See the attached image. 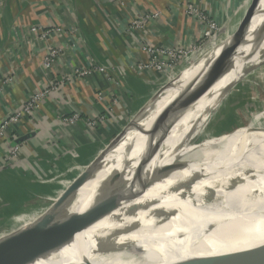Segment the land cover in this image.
I'll return each instance as SVG.
<instances>
[{
  "label": "bare ground",
  "instance_id": "bare-ground-1",
  "mask_svg": "<svg viewBox=\"0 0 264 264\" xmlns=\"http://www.w3.org/2000/svg\"><path fill=\"white\" fill-rule=\"evenodd\" d=\"M260 5H264V0ZM261 19V16L253 19L251 32L256 30ZM262 27L254 37H247L231 62L209 84L177 104L156 126L150 127L152 118H149L144 125L146 130L136 133L135 122H132L127 137L118 141L103 166L90 179L87 173L91 166H80L76 169L85 174L71 180L58 175L36 181L38 185L58 187L42 196L49 199L82 178L78 198L69 201L73 203L72 212L81 213L105 192L138 189V183L155 179L132 204H123L71 239L43 249L31 264H190L230 254H235L231 262L223 261L224 257L214 264L264 261L262 255L254 262L253 253H243L264 246V109L250 115L246 125L226 132L219 144H207L211 119L221 112V104L236 100V92L249 85L248 74H255L257 70L258 79L264 74L260 72L264 63ZM226 37L203 59L174 78H177L173 84L176 87L162 94L169 98L155 113L206 69L207 62L228 41L229 35ZM164 77L157 81L158 90L174 80L162 83ZM129 138L132 139L124 146L128 151L117 159L113 154ZM201 139L204 142L200 143ZM112 164L113 170L120 167L115 183L111 188L112 175L106 176L97 189L101 173H109ZM193 175L195 181L189 182ZM87 189L88 195L83 197L81 193ZM30 194L38 192L30 191ZM65 203L68 202L55 205ZM257 203L244 228L235 232L229 217ZM129 205L135 206L128 210ZM205 243L207 249L199 254Z\"/></svg>",
  "mask_w": 264,
  "mask_h": 264
},
{
  "label": "crops",
  "instance_id": "crops-1",
  "mask_svg": "<svg viewBox=\"0 0 264 264\" xmlns=\"http://www.w3.org/2000/svg\"><path fill=\"white\" fill-rule=\"evenodd\" d=\"M250 2L251 0H0V122L7 114L20 107L31 93L43 86L48 78L58 83L70 71L95 63L112 72L113 78L109 80L97 72L87 77H73L56 93L47 97L35 115L37 122L31 124L29 120H25L18 129L24 147L20 161L1 169L0 176H20L18 178L22 183V178H25L27 181H24L35 186L38 185L34 178L36 175H63L68 178L77 172L85 174L80 169L68 172V168L73 161L80 166H91L100 156L98 151L107 147L131 119L134 118L132 121L135 122V128L142 125L147 119L146 112L150 111L155 102L159 79L147 73L137 75L134 71L136 63L148 59V54L143 49L144 40L158 47H186L195 44L201 29L185 12L184 7L199 6L222 30L221 37L195 55L196 59H203L223 43L227 35L237 30ZM154 12L158 16L146 23V33L131 27V18ZM31 27L52 31L47 38L40 39L37 34L29 31ZM47 46L60 48L62 51L54 61L49 75L41 69ZM186 69L168 74L162 83L172 81ZM167 97L169 96L158 98L155 110ZM115 98L119 101L118 107H123L120 111L117 108L115 111L109 109L111 100ZM119 113L122 116L117 118ZM73 114L78 115L75 123L71 125L62 122ZM100 116L103 120L99 122L97 119L93 129L86 125L87 121ZM14 143L15 141H11V144ZM123 144L122 142L118 147H123ZM6 147L0 142V157L6 154ZM69 148H75V158L63 154ZM93 155L95 156L91 161ZM81 179L73 181V186L80 184ZM38 186L47 189L48 192L44 194L52 192L49 191L51 189H58H53L50 185ZM27 197L38 196L28 193ZM29 220L30 217L23 219L26 222ZM14 222L21 221L14 219Z\"/></svg>",
  "mask_w": 264,
  "mask_h": 264
},
{
  "label": "water",
  "instance_id": "water-1",
  "mask_svg": "<svg viewBox=\"0 0 264 264\" xmlns=\"http://www.w3.org/2000/svg\"><path fill=\"white\" fill-rule=\"evenodd\" d=\"M260 2L261 0H251L237 30L229 35L228 41L222 45L218 53L207 62L206 69L200 75H195L184 87L181 89L179 88L180 91L176 93L161 110L155 113L156 101L167 89L176 87V85L173 84L178 77L157 91L158 94L156 93L155 102L146 116L147 119L152 118L151 128L156 126L177 104L193 97L209 84L221 70L231 62L236 50L246 42L247 37L249 35L253 37L256 35L264 22V5L261 6ZM256 16H261V23L257 26L255 31L251 32L250 28ZM132 120L107 145V147H104L100 156L89 168L87 173L88 179L103 166L105 158L116 148L118 141L127 137L128 130L133 126ZM145 130V127L140 125L135 129V132L142 133ZM22 140L23 138H20L16 140L14 144ZM194 178L195 175L189 179V182L195 181ZM154 181L155 179L151 178L146 183H138L140 184L138 189L131 187V189L126 192H123V190L105 192L102 197L97 198L88 209L81 213L72 212V202L62 205H52L32 222L0 238V264L34 263L40 256L38 253L43 249L71 239L75 234L85 230L95 222L118 210L123 204H132V202L139 197L144 190L149 188ZM134 206L135 205H129L127 209L129 210ZM243 253H253L254 258L252 259L255 262L258 258L257 256H264V246ZM224 257L226 256L208 257L198 263L195 262L190 264H214L217 262V259L219 260ZM248 264H264V261Z\"/></svg>",
  "mask_w": 264,
  "mask_h": 264
},
{
  "label": "rangeland",
  "instance_id": "rangeland-1",
  "mask_svg": "<svg viewBox=\"0 0 264 264\" xmlns=\"http://www.w3.org/2000/svg\"><path fill=\"white\" fill-rule=\"evenodd\" d=\"M198 61H199V58L196 59L195 56H193V58H192V56H191V58L184 57V58L180 59V63H178L175 67H176V69L178 68V70H184V69L189 68L190 66L196 64ZM92 66L93 67H91L89 65L86 68H82V69L77 68V69L69 72L64 77H68L70 79H72L73 77H81L79 75V73L82 74L83 72H90L88 70L98 68V69H102V70L100 72H99V70H93V71H91V73L97 72L98 74H103L109 80L113 79V78H111L112 72L111 73L108 72L104 66L98 65L96 63L93 64ZM261 69L262 70L260 72L264 73V63L262 64ZM256 71H254L255 74H253V73L248 74L246 81L249 85L245 86L244 88L241 87V89H239L236 92L237 94L235 93L236 97H237L236 100H232L231 102H225L224 101L221 104V107L219 109V111H221V112H219L214 118L211 119V123H210L211 129L207 133V137H208L207 144H219L221 142V140H220L221 137H224L226 135L225 134L226 132L234 129L238 125H246V122L249 120L250 115L252 117L254 115V112L262 111L264 109V96H262V90L264 89V74L260 79H258ZM91 73H88L87 75H90ZM139 74L140 73H137V75H139ZM87 75L84 77H87ZM58 84L59 83H53L52 87H54V85H58ZM168 98L169 97H167L159 105V107ZM100 99H101V97H100ZM110 104H111V107H109V109L112 108L113 109L112 111H115L116 108L120 111V109L123 108V107H120V108L118 107L119 101L117 98H115V100H111ZM119 116H122V115L119 113V115H117V118ZM100 118L102 121L103 117L100 116ZM147 121H148V119L144 120L142 122V125L144 126L147 123ZM99 122H100V120H99ZM135 129L136 128H134V130ZM131 139L132 138H129L128 140L124 141L123 145L124 146L128 145V142ZM199 142L200 143L204 142V140L201 139V140H199ZM124 146L118 147L116 149L115 153L113 154V156H116L117 159H119L122 155H124L128 151V147H124ZM102 149H104V147H102ZM73 150H74L73 148L66 149L63 151V154L66 155L67 152H71ZM98 152H100L99 153V155H100L102 153V150L100 149ZM122 161H123V159H122ZM122 161L118 163L119 166L121 165ZM135 162H133L132 165ZM75 163L76 162L73 161V164L68 168V172H73V171L77 170L76 168L80 167L79 164H77V163L75 164ZM113 164L111 165V167L108 170H110L113 167ZM119 166H117L115 168V170H113L114 168L111 169L109 173H106V172L101 173V175L98 179L99 185H97V189H99L101 187L100 183L104 179V177L111 176V175H112V182H111V188H112L113 184L115 183V181L117 179L118 174L120 173V167ZM79 175H80V173L77 172V173H74V174L68 176V178H65V179L71 180L73 178L78 177ZM18 177H20V176H16L14 178H11L10 176H2V177L0 176V238L4 237L10 233H13L14 231L18 230L19 228L26 225L27 223L32 222L34 219H36V217H38L40 214L44 213L52 205L57 204L58 202L59 203L69 202V201L74 202L78 198V191L80 188V184H76L74 187L73 186L74 182H72L67 186V190L65 188L64 191L59 193V195L56 196L55 198L45 199L42 196H44V193L48 192L47 189H44L42 187L39 188V186L37 184H35V188H34V185L26 182L27 180L25 178L21 177L22 179L26 180V181L22 180L24 182V183H22ZM45 177L50 178L51 176L47 175ZM95 183L93 184V186L95 185ZM30 191L38 192V194H39V195L37 194L38 197L28 198L27 194L30 193ZM49 191L53 192L52 189ZM81 194L83 197L87 196L88 195V189L83 190V192ZM257 205H258V203L252 204L250 206L246 205L247 207L243 208L238 213L229 217L230 222H232V225L230 224L231 228L235 232H238L240 229L242 230L244 228V226L248 220V217L251 215V213L254 211V209ZM26 217H30L31 220H29L27 222L23 221V219H25ZM14 219H17L18 221H21V222H14ZM233 219H235V220H233ZM22 222H24V223H22ZM13 225L15 227L12 228ZM6 232H7V234H6ZM206 243L204 244V246L200 250L199 254L203 250L207 249ZM234 256H235V254H230V255L226 256L223 259V261L231 262L234 259Z\"/></svg>",
  "mask_w": 264,
  "mask_h": 264
},
{
  "label": "built area",
  "instance_id": "built-area-1",
  "mask_svg": "<svg viewBox=\"0 0 264 264\" xmlns=\"http://www.w3.org/2000/svg\"><path fill=\"white\" fill-rule=\"evenodd\" d=\"M199 2H201V0H199ZM184 10L190 18L194 19L199 24L201 33L197 42L186 47H181L179 45L158 47L150 44L144 38L145 40L143 39V49L145 52H147L148 59L145 62H139L135 64V73L152 74L158 79H161L168 73H174L178 71V68L176 69L175 66L180 63L181 58H191V56L193 58V56L198 54L199 51H202L206 47H208L214 41V39L221 36V28L216 24L213 19L209 17V15H207L205 11H203V9L199 8V6L185 5ZM157 16L158 14L155 12L144 15L143 17L136 16L130 19V25L131 27L146 33V23L148 21H151L153 18H156ZM29 31L33 34H37L40 39H43L47 38V35L52 30H46L42 27H31ZM61 52L62 51L60 48L47 46V50L44 53L41 61V69L46 75L50 74L51 69L53 68L54 61L57 60ZM90 66L93 67L92 65ZM93 70H99L100 72L102 69H90L88 70L90 72H83L82 74L79 73V75L81 77H84L88 73H91V71ZM60 81L61 82H58V85H54V87H52L54 82L53 80H50L48 78V81L45 82L43 86L31 93L25 100V102L20 105V107H18L15 111L7 114L6 117L0 122V142H2L4 146H7L6 154H3L0 157V170L8 166H13L14 164L20 161V156L22 152H24V147L22 145L23 141L17 144H11V141H16L20 139L18 129L21 125L24 124L25 120H29L31 124L37 122V120L35 119V115H37L38 110L41 107L43 101L51 94L56 93L58 89L64 86L65 82L70 81V78L63 77ZM97 98L100 99V97ZM97 119L101 121L100 117L93 118L92 120L87 121L86 125L89 128L93 129L97 123ZM77 120L78 115L73 114L71 117L63 119L62 122L64 124L72 125ZM73 149V151L67 152L66 155L75 158L77 156V152L75 151V148ZM34 178L35 181H45L48 179L44 175H36V177Z\"/></svg>",
  "mask_w": 264,
  "mask_h": 264
},
{
  "label": "trees",
  "instance_id": "trees-1",
  "mask_svg": "<svg viewBox=\"0 0 264 264\" xmlns=\"http://www.w3.org/2000/svg\"><path fill=\"white\" fill-rule=\"evenodd\" d=\"M6 174V173H5ZM4 176V175H3ZM34 188H35V186H34ZM37 188V187H36ZM24 200V199H23Z\"/></svg>",
  "mask_w": 264,
  "mask_h": 264
}]
</instances>
